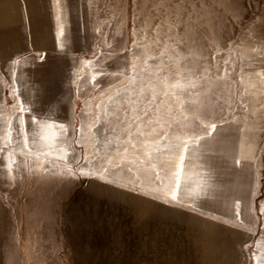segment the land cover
I'll return each instance as SVG.
<instances>
[{"label": "rangeland", "instance_id": "rangeland-1", "mask_svg": "<svg viewBox=\"0 0 264 264\" xmlns=\"http://www.w3.org/2000/svg\"><path fill=\"white\" fill-rule=\"evenodd\" d=\"M49 1L50 13L22 15L23 28H0L1 52L6 49L10 34L20 47L18 77L0 93V264L234 262L240 257L238 247L245 245L243 241L255 224L247 219L246 202L257 218L264 206V169L259 173L258 195L252 199L254 169L244 167V161L241 165L234 162L240 156L241 134L236 129L243 124L230 128L217 122L216 131L201 141L200 159L192 157L190 183L195 188L202 178L208 180L209 198H184L182 204L154 198L159 193L145 195L141 190H132L127 180L121 178V169L114 167L119 157H115L112 165L106 164L108 171L103 180L80 176L75 166L73 171L77 175H62L64 161L55 152L50 156L44 154L48 149L40 147L38 133L45 122L66 125L64 139L72 145L69 158L75 155L85 167V157L93 156L97 149L103 155V138L95 136L96 128L90 125L100 112L96 105L116 94L117 89L109 90V86L118 85L123 91L119 85L122 78L111 75L125 67L126 58L130 57L129 51L120 49H131L134 24L149 34L161 24V44L154 46L151 55L159 56L163 45L172 43L167 39L171 28V34L183 40L178 50L188 57L181 65L198 70L192 78L198 79L203 69L209 70L204 83L217 111L218 105L230 100L235 114L244 115L239 95L230 97L228 89L237 93L247 90L244 99L249 104V127L255 126L251 133L253 148L259 157L257 163L264 164V0H225L222 4L215 0H61L59 6L56 0ZM9 17L15 15H0V25H6ZM61 25L64 35L58 41ZM190 48L195 55H189ZM113 49L118 54L107 58L104 54ZM163 60L168 64L167 55ZM225 60L229 64L225 65ZM156 63L149 61V65ZM166 74L175 83V66L170 74L161 73ZM153 82L161 92L158 99H166L162 95L163 86L158 80ZM181 99L183 111L191 117L197 107L191 101L196 97L185 91ZM200 99L205 97L202 95ZM167 100L172 114L182 121L175 97ZM13 104H23L24 112ZM228 111L225 106V112ZM163 113L167 116L166 109ZM20 116L32 149L27 158L21 154L24 136L19 134ZM97 126H102V122ZM43 131L58 132L47 128ZM138 139L137 154H141L143 138ZM125 146L131 159L130 145H123L120 150ZM107 151L114 154L115 143ZM9 152H14V181L9 179L7 168ZM205 161L211 166H196ZM129 166L127 162L123 165L125 177L134 179L139 175L145 188L154 180V172L143 168L137 172L133 167V172L128 173ZM111 180L119 183H110ZM236 202L241 206L239 217L235 215ZM225 204L231 207V212L225 210Z\"/></svg>", "mask_w": 264, "mask_h": 264}, {"label": "snow or ice", "instance_id": "snow-or-ice-1", "mask_svg": "<svg viewBox=\"0 0 264 264\" xmlns=\"http://www.w3.org/2000/svg\"><path fill=\"white\" fill-rule=\"evenodd\" d=\"M60 2L61 0H56L58 6ZM224 2L225 0H215L217 4ZM64 7H67L66 4ZM56 19H60L59 15ZM161 27V24H157L151 30V34H149L148 32L141 31L140 25L134 24L132 32L134 39L131 49H120L121 52L129 51L130 57L126 58L125 67L121 68L119 72L111 73V75L122 78L119 81V85L123 86V91H121L118 85L111 84L109 86V90L113 88L117 89L116 94L115 96H109L107 102L102 101L96 105V108L100 112L94 116L90 125V127L96 128L94 135L103 138L105 149L103 155H100V150L97 149L93 156L85 157L87 167L82 165L80 159L75 155L69 158V151L72 150V145L68 144L67 140L64 139L67 126L49 122L40 125L41 132L38 133L42 141L40 147L48 149L44 153L46 156H50L54 152L58 154V158L64 161L61 174L67 176L77 175V172L73 171V166H75L80 176H96L102 180L106 179L105 173L108 171L106 164L112 165L115 157H119L114 167L121 169V178L127 180L132 190H141L145 195L159 193L158 196L154 195V198L162 199L165 203L174 202L182 204L184 198H209L211 184L208 180L202 178L196 182L195 188L190 183L193 175L192 157L195 156L197 160L200 159L199 146L201 141L210 137L216 131L217 122L229 125L230 128L233 124H243L242 127L236 129L241 134L240 156L234 162L237 165H241L242 161H244L246 162L244 167L254 169L255 183L251 185L250 196L252 199H255L259 192V181L261 179L259 173L261 169H264V164L257 163L259 157L255 155V149L253 148L254 141L251 133L255 131V126L249 127L247 115L249 104L244 99L247 90L241 89L237 93L233 92L231 88L228 89L230 97L239 95V107L245 113L244 115L237 116L235 114L236 109L233 108L230 100L225 105H218L219 111H217V106L211 104V96L208 94L210 89L206 88L204 83L207 79L205 74L209 70L203 69L198 79L192 78L198 70L189 68L187 65H181V61L188 59V57L182 55L178 50L183 40L178 35L171 34V28L168 29L170 34L167 36V39L172 43H165L159 56L151 55L154 46L159 47L161 44ZM63 35L64 31L61 25L57 32V40L59 41ZM117 54L116 50L113 49L112 52L105 53L104 55L107 58H111ZM195 54V51L190 48L189 55ZM165 55L168 57V64H165L163 60ZM40 58L43 59V56L41 55ZM149 61H156L157 63L149 65ZM84 63L91 64L93 61H85ZM224 64H229V60H225ZM173 66H175L177 76L175 83L170 81L169 75H161L165 71L170 74ZM153 68L155 71L152 70ZM129 71L131 75H125ZM257 75H260V73H257ZM95 79L96 77L93 76L92 80ZM154 80H158L160 85L165 89L162 95L166 99H158L161 92L159 87L153 82ZM240 82L241 84L244 83L243 75ZM13 83H15V78L13 79ZM96 87H99V85H96ZM185 91L188 92L189 96L196 97V99L191 101L192 104L197 105L191 117L183 111L184 102L181 97ZM12 93L15 95V89H12ZM202 95L205 97L203 100L200 99ZM169 97H175V102L180 105V114L183 117L182 121L172 114V106L167 100ZM16 99L18 100V97ZM225 106L228 108V112H225ZM13 107H18L21 113L24 112L23 104H13ZM164 109L167 111V116L163 113ZM32 120L33 122L36 121L34 115L32 116ZM19 121L21 125L19 134L24 136L21 154L27 158L32 155V149L29 148L28 136L23 128V116L19 117ZM101 122L102 126L98 127L97 125L101 124ZM45 128L56 129L58 132L54 131L51 134H46L43 131ZM133 129H135V132H133ZM109 132L115 135L108 136L107 133ZM123 136H126L127 139H122ZM138 138H143V142L140 145L143 149L141 154H137L139 151L137 145L140 143ZM75 142L79 143L80 141ZM162 142L163 146H161ZM113 143H115L114 154L107 151L108 146ZM33 145H35V139L33 140ZM62 145H66V147ZM123 145H130L133 149L131 159L129 158L128 147H123V151L121 152L120 149ZM25 148H28L29 151L24 152L23 149ZM185 154L188 155L187 161ZM13 155L14 152L8 153L9 161L7 168L9 179L14 181L15 177L12 176L13 164L15 163L12 160ZM93 160L96 161L95 164ZM249 161L251 163H247ZM125 162L131 165L126 169L128 173L133 172V167H136L137 172L143 168L148 172L155 173L154 180L145 188L139 175H136L134 179L125 177V169L123 167ZM205 165L211 166L208 161L196 166L203 168ZM27 167V164H25V168ZM200 175L203 177L204 174L201 173ZM208 175H211V173ZM109 182L119 183L118 180H111ZM120 186L125 185L121 184ZM240 209V203L236 202L235 215L237 217L240 215ZM245 209L248 213V221L255 223L257 217L251 209L250 203L246 202ZM225 210L227 212L232 211L231 207L227 204H225ZM260 213L264 214V206H261ZM261 264H264V260L261 261Z\"/></svg>", "mask_w": 264, "mask_h": 264}, {"label": "crops", "instance_id": "crops-1", "mask_svg": "<svg viewBox=\"0 0 264 264\" xmlns=\"http://www.w3.org/2000/svg\"><path fill=\"white\" fill-rule=\"evenodd\" d=\"M49 0H0V15H15L9 17L6 25L1 24L0 28L13 30L23 28L24 18L22 15L28 13H50ZM21 15V16H19ZM6 39L7 47L5 51H0V93L3 92L5 85L18 77V54L20 52L19 42L16 38ZM16 36V35H15ZM16 40V41H14ZM252 232L243 241L245 245L238 247L240 254L231 264H261L264 260V214L257 215ZM18 219L16 218L15 221ZM2 218L0 219V228ZM249 244V245H248Z\"/></svg>", "mask_w": 264, "mask_h": 264}]
</instances>
